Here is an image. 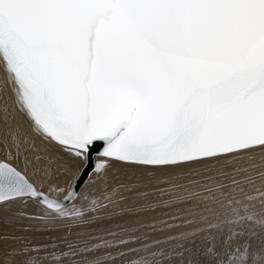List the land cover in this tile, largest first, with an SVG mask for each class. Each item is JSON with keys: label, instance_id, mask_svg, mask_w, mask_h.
<instances>
[{"label": "snow or ice", "instance_id": "obj_1", "mask_svg": "<svg viewBox=\"0 0 264 264\" xmlns=\"http://www.w3.org/2000/svg\"><path fill=\"white\" fill-rule=\"evenodd\" d=\"M0 71V264H264V217L201 195L264 182L237 163L264 155V0H0ZM117 164L135 184L66 207Z\"/></svg>", "mask_w": 264, "mask_h": 264}, {"label": "bare ground", "instance_id": "obj_2", "mask_svg": "<svg viewBox=\"0 0 264 264\" xmlns=\"http://www.w3.org/2000/svg\"><path fill=\"white\" fill-rule=\"evenodd\" d=\"M4 83V73L0 71V86H3ZM8 89L7 95L9 97H12L11 93V81H8ZM39 143V141H37ZM96 159H99L97 155H95ZM69 159V158H66ZM70 162V161H69ZM237 163L242 164H249L252 163L255 165V170H264V155L260 153H256L251 157V161L245 160V161H239ZM74 170V169H73ZM249 171H253L252 168L249 169ZM110 177L111 182L109 185H104L103 183H93L91 182L92 173L89 176V178L86 180V182L82 185L80 191H79V197L74 199L73 201L66 204V207L71 209L73 207V204L80 206H91L92 202L98 199L103 198L105 195H111L110 192H106L105 188H111L114 185L117 184H125V185H133L136 183L135 176L132 175L131 172L126 173V170L121 165H114L113 169L110 170ZM181 179V178H178ZM214 179L223 180L228 186L223 189V192H229L231 189H235V198L237 200L242 201L240 204H229L227 200H223V197L221 196V190L213 187L212 192H202V196H215L220 198L223 201V206L217 203H213L212 201H208L206 204V207L210 208L212 210V213H218L221 215V217L227 216L230 219H234V217L231 216V213L233 212V209L239 211L240 215H249V214H255L254 218L264 217V204H262V200H264V197H261V193L264 192V182L261 181V179L258 176L253 177V182L249 184L246 181L241 182L239 185H232L228 183V178L223 176H217L214 177ZM181 182L182 179H181ZM204 183H208V181H204ZM243 188L244 192L241 193L240 189ZM123 194L127 197V202H132L134 200L142 199L144 197H138L135 192H124L123 189H121ZM136 191H147L148 192V199H151L153 197L159 196V193L154 192L151 190V188H143L139 187L136 189ZM64 195L67 193L64 191ZM245 194L247 196L251 197L250 200L245 199ZM62 195V196H64ZM61 196V197H62ZM87 196L88 199L85 200L84 197ZM60 198V197H59ZM248 205V212L246 213L244 211V205ZM167 213V215H166ZM173 214V211L167 208H160L155 213H147L140 217L141 221L146 225H152L154 222L156 223V228L163 229L164 224L160 223V221H167L168 224L175 225L179 224V220H173L171 219V215ZM178 214V213H176ZM206 215H209L211 218L210 213H206ZM216 222L215 220L213 221ZM248 222H246L247 224ZM223 226V225H222ZM251 226V225H250ZM255 226H259L258 224ZM14 231L13 228L8 227L4 225L2 222H0V233H12ZM144 233H147L149 237V242L151 240L160 239L163 240L165 236L169 235V232L167 230L164 231H155L152 227H146L143 229ZM172 234H175L174 232ZM135 247V245H133ZM116 264H120V261L117 260Z\"/></svg>", "mask_w": 264, "mask_h": 264}, {"label": "water", "instance_id": "obj_3", "mask_svg": "<svg viewBox=\"0 0 264 264\" xmlns=\"http://www.w3.org/2000/svg\"><path fill=\"white\" fill-rule=\"evenodd\" d=\"M97 151H98V149H95L94 151H93V154H92V161H93V165H94V163H95V161L97 160L96 158H95V155H97ZM93 165H90L89 166V168H88V170H87V172H85L82 176H80V179H79V184H78V187H77V192L79 193V191H80V189H81V187H82V185L86 182V180L89 178V176L91 175V173H92V166ZM67 195V193L64 195V196H62V197H56L57 199H63L65 196ZM69 202H71V201H69ZM68 202V203H69Z\"/></svg>", "mask_w": 264, "mask_h": 264}, {"label": "rangeland", "instance_id": "obj_4", "mask_svg": "<svg viewBox=\"0 0 264 264\" xmlns=\"http://www.w3.org/2000/svg\"><path fill=\"white\" fill-rule=\"evenodd\" d=\"M64 191L63 192H58L57 194H56V197H61L62 195H64Z\"/></svg>", "mask_w": 264, "mask_h": 264}]
</instances>
